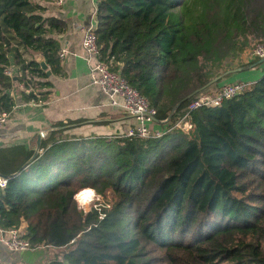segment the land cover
Masks as SVG:
<instances>
[{
  "label": "trees",
  "instance_id": "16d2710c",
  "mask_svg": "<svg viewBox=\"0 0 264 264\" xmlns=\"http://www.w3.org/2000/svg\"><path fill=\"white\" fill-rule=\"evenodd\" d=\"M44 12L0 0V112L13 110L18 84L24 101L48 100L36 54L63 76L55 36L66 23ZM95 15L101 59L164 133L84 136L56 122L20 171L34 150L0 147V227L24 222L32 247L57 248L50 264H264V72L218 106L188 110L234 82L228 61L264 43V0H97ZM183 117L187 131L174 127ZM87 188L109 206L84 212L74 196Z\"/></svg>",
  "mask_w": 264,
  "mask_h": 264
},
{
  "label": "crops",
  "instance_id": "0c3cea01",
  "mask_svg": "<svg viewBox=\"0 0 264 264\" xmlns=\"http://www.w3.org/2000/svg\"><path fill=\"white\" fill-rule=\"evenodd\" d=\"M34 1L44 7V16H54L66 23L65 31L55 36L60 44L59 53H63V57H59L63 76L49 77L53 86L45 103L24 101L18 94V87L14 92L15 106L0 129V147L22 145L34 150L37 134L52 128L56 122L65 123L68 127L66 133L69 134L87 136L124 133L136 120L111 105L106 94L91 84V63L82 47L84 28L89 25L96 27L97 0H62L60 3L57 0ZM38 56L42 55L36 54L34 59ZM242 72L248 75L235 74L232 80L252 82L264 72V67H253ZM148 126L155 131H162L166 127L164 123L156 122ZM25 225L23 222L21 227ZM4 236L0 227V264H50L57 251V248L49 245H40L26 251L12 252L3 243Z\"/></svg>",
  "mask_w": 264,
  "mask_h": 264
},
{
  "label": "built area",
  "instance_id": "2783aa9c",
  "mask_svg": "<svg viewBox=\"0 0 264 264\" xmlns=\"http://www.w3.org/2000/svg\"><path fill=\"white\" fill-rule=\"evenodd\" d=\"M60 3L62 0H57ZM96 13V9H95ZM94 25H89L83 30L82 47L86 53L87 60L90 64V82L104 92L111 105L118 107L124 113L132 116L136 123L130 126L123 135L129 137L148 138L150 136L160 137L164 132L152 130L148 124L155 122L156 109L151 107L146 97L141 95L132 87L120 74L119 71L111 70L110 62L100 57V50L97 44V38L94 33ZM249 60L260 59L264 57V43L258 42L252 49L247 50ZM63 57V53H59ZM12 75L9 70L5 71ZM15 78L16 76L13 75ZM250 82L234 81L225 83L212 92H206L193 99L188 110L198 108H212L221 104L224 100L230 99L242 93ZM20 89L22 84H18ZM9 112H0V129L7 121ZM174 127L187 131L190 125L183 117ZM121 135V134H120ZM7 179L0 176V189L6 186ZM6 236L2 241L8 250L12 252L26 251L33 249L28 239L24 237V231L21 226L2 229Z\"/></svg>",
  "mask_w": 264,
  "mask_h": 264
},
{
  "label": "rangeland",
  "instance_id": "374dc122",
  "mask_svg": "<svg viewBox=\"0 0 264 264\" xmlns=\"http://www.w3.org/2000/svg\"><path fill=\"white\" fill-rule=\"evenodd\" d=\"M257 43L258 42H255V44H257ZM250 49H252V48H250ZM248 58L249 57L247 56V50H246L244 53L241 54V56L237 60L228 61L227 66L230 65L229 66L230 69L235 68V67H236V69L237 68H240L239 67L240 64H243L244 65V64H247L250 61ZM257 67L263 68L264 67V64L260 63V64H258ZM238 74L239 75L245 74L246 76L248 75L247 72H242V71L240 73H238ZM75 200L78 203V206L84 210V212H89V213H92V214H94V212H98L99 209H100V205H102V204L103 205H106V206H109V204L102 198V196L99 195V194H97V193H96L94 199L92 201H90L89 203H86V204L81 203L80 200H78V199H75Z\"/></svg>",
  "mask_w": 264,
  "mask_h": 264
},
{
  "label": "water",
  "instance_id": "95a60500",
  "mask_svg": "<svg viewBox=\"0 0 264 264\" xmlns=\"http://www.w3.org/2000/svg\"><path fill=\"white\" fill-rule=\"evenodd\" d=\"M36 61L39 63L40 67H41L43 70L46 71L47 75H48V76H51V72H50V70L48 69V65L46 64L44 58H43L42 56H38V57H36ZM262 62H264V57H263V58H260V59L257 61V63H255V64H260V63H262ZM236 70H237V71H240L241 68H237ZM50 130H52V128L46 129V130L41 131V132H39V133L37 134V137H36V145H35L34 151H33L32 155L30 156V158H29L24 164L21 165L19 171L22 170V169H24V168H26V167L29 165V163L32 162V161L38 156V154L41 152V148H40L41 140H42L43 136H44L47 132H49ZM19 171H18V172H19ZM18 172H17V173H18ZM17 173H16V174H17ZM74 198L76 199V197H74Z\"/></svg>",
  "mask_w": 264,
  "mask_h": 264
},
{
  "label": "bare ground",
  "instance_id": "6f19581e",
  "mask_svg": "<svg viewBox=\"0 0 264 264\" xmlns=\"http://www.w3.org/2000/svg\"><path fill=\"white\" fill-rule=\"evenodd\" d=\"M96 193L93 189L87 188L78 193L76 199L80 200L81 203L86 204L92 201Z\"/></svg>",
  "mask_w": 264,
  "mask_h": 264
}]
</instances>
